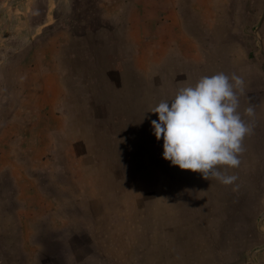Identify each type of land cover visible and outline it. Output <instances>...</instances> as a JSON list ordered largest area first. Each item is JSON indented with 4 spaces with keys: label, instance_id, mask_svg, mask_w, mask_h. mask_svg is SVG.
Instances as JSON below:
<instances>
[{
    "label": "rangeland",
    "instance_id": "374dc122",
    "mask_svg": "<svg viewBox=\"0 0 264 264\" xmlns=\"http://www.w3.org/2000/svg\"><path fill=\"white\" fill-rule=\"evenodd\" d=\"M179 1L0 0V264H264V127L231 185L153 133L148 110L209 73L203 7ZM204 4L216 51L264 47V0Z\"/></svg>",
    "mask_w": 264,
    "mask_h": 264
},
{
    "label": "clouds",
    "instance_id": "9594fccd",
    "mask_svg": "<svg viewBox=\"0 0 264 264\" xmlns=\"http://www.w3.org/2000/svg\"><path fill=\"white\" fill-rule=\"evenodd\" d=\"M243 85L239 76L223 72L202 76L148 110L157 115L151 125L156 139L163 138V158L206 180L233 184L237 177L220 166H240L243 141L253 131V107L244 109L248 120L239 111Z\"/></svg>",
    "mask_w": 264,
    "mask_h": 264
},
{
    "label": "crops",
    "instance_id": "0c3cea01",
    "mask_svg": "<svg viewBox=\"0 0 264 264\" xmlns=\"http://www.w3.org/2000/svg\"><path fill=\"white\" fill-rule=\"evenodd\" d=\"M174 1L173 4L176 7L180 5V1L179 4L177 0ZM181 3L184 6L191 7L192 13H196L195 8L198 9L199 5H202L203 8L197 11V16H194V18H197V23L201 25V32L198 33L197 38L207 40L206 43L201 44L202 47L199 49L198 54L207 55L208 76L219 71L229 76H239L244 81V98L242 100L245 103L249 100V103L253 104L251 107L254 109V116L251 118V122L253 128L255 130L259 129L261 132L262 127H264V47H242L232 39V32H225L224 38L227 41L224 42L225 45L222 48H217L216 51L215 42L217 37L211 24L215 16L214 12L210 13V6L205 5L204 0H181ZM237 4L238 2L235 3L236 7ZM238 7L240 8V5ZM179 9L177 8L178 11H180ZM262 38H264V34ZM175 49L179 51L178 46ZM197 65H199V62H197ZM203 69L204 67L199 65L197 70L204 71ZM262 198L264 199V194Z\"/></svg>",
    "mask_w": 264,
    "mask_h": 264
}]
</instances>
